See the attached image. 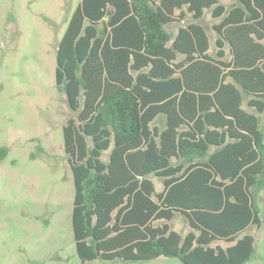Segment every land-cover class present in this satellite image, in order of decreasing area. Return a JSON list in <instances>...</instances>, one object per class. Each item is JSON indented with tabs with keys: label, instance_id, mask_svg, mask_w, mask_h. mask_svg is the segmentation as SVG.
<instances>
[{
	"label": "trees",
	"instance_id": "trees-1",
	"mask_svg": "<svg viewBox=\"0 0 264 264\" xmlns=\"http://www.w3.org/2000/svg\"><path fill=\"white\" fill-rule=\"evenodd\" d=\"M208 10L215 53L205 25L169 31ZM56 61L74 113L63 138L81 263L251 260L264 191V0H81ZM178 215L184 236L169 224Z\"/></svg>",
	"mask_w": 264,
	"mask_h": 264
},
{
	"label": "rangeland",
	"instance_id": "rangeland-1",
	"mask_svg": "<svg viewBox=\"0 0 264 264\" xmlns=\"http://www.w3.org/2000/svg\"><path fill=\"white\" fill-rule=\"evenodd\" d=\"M80 2L0 0V150L8 149L0 159V264H83L72 229L75 186L63 138L74 113L55 82L58 44ZM213 22L208 12L202 23L214 50ZM153 180L161 191L162 182ZM259 207L262 227L250 230L255 252L246 264H264V191ZM169 224L183 236L191 230L180 215ZM86 264L183 263L162 256Z\"/></svg>",
	"mask_w": 264,
	"mask_h": 264
},
{
	"label": "crops",
	"instance_id": "crops-1",
	"mask_svg": "<svg viewBox=\"0 0 264 264\" xmlns=\"http://www.w3.org/2000/svg\"><path fill=\"white\" fill-rule=\"evenodd\" d=\"M79 5V4H78ZM77 5V6H78ZM76 9V8H75ZM74 9V10H75ZM74 12V11H73ZM208 12H210V13H212L211 11H206V13H205V16H204V18L201 20V21H195V20H193L192 19V16H191V14H188L187 15V17H186V19H185V21H183V22H181V23H177V24H175V25H173V26H170L168 29H169V31L171 32V27H178L177 28V31H176V33H172V34H174V35H176L177 34V32H178V29L181 27V26H185L186 24H190V23H193V22H196V23H199V24H202V25H204L202 22H203V20L205 19V17H206V14L208 13ZM73 14V13H72ZM212 15V14H211ZM72 16V15H71ZM71 18V17H70ZM191 19V21H189ZM213 23H212V25H211V30L214 32V30L212 29V27H213V25L215 24V23H217V21L218 20H215V19H213ZM215 33V32H214ZM208 36H209V38H210V51H211V53H215L216 52V47H215V49L213 50V48H212V40H211V37H210V34H209V29H208ZM215 41H216V38H217V35H216V33H215ZM215 41H214V45H215ZM251 112H252V109L250 110Z\"/></svg>",
	"mask_w": 264,
	"mask_h": 264
}]
</instances>
